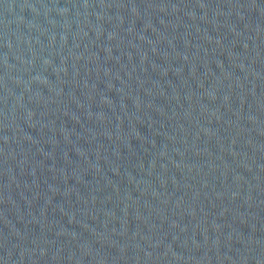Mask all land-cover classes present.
<instances>
[{"label": "water", "instance_id": "obj_1", "mask_svg": "<svg viewBox=\"0 0 264 264\" xmlns=\"http://www.w3.org/2000/svg\"><path fill=\"white\" fill-rule=\"evenodd\" d=\"M0 264H264V0H0Z\"/></svg>", "mask_w": 264, "mask_h": 264}]
</instances>
